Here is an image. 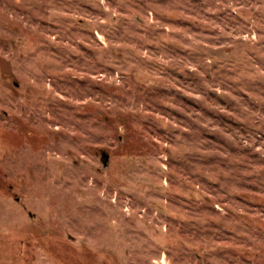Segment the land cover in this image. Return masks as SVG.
<instances>
[{"label": "rangeland", "instance_id": "rangeland-1", "mask_svg": "<svg viewBox=\"0 0 264 264\" xmlns=\"http://www.w3.org/2000/svg\"><path fill=\"white\" fill-rule=\"evenodd\" d=\"M0 264H264V0H0Z\"/></svg>", "mask_w": 264, "mask_h": 264}, {"label": "water", "instance_id": "water-1", "mask_svg": "<svg viewBox=\"0 0 264 264\" xmlns=\"http://www.w3.org/2000/svg\"><path fill=\"white\" fill-rule=\"evenodd\" d=\"M14 83H15L17 86L20 85L19 82L16 81V80H14ZM109 162H110V155H109V153H104L103 166H104V167L109 166Z\"/></svg>", "mask_w": 264, "mask_h": 264}, {"label": "flooded vegetation", "instance_id": "flooded-vegetation-1", "mask_svg": "<svg viewBox=\"0 0 264 264\" xmlns=\"http://www.w3.org/2000/svg\"><path fill=\"white\" fill-rule=\"evenodd\" d=\"M99 155H100V158H101V160L103 161V159H104V153H107V150L105 149L104 150V148H99Z\"/></svg>", "mask_w": 264, "mask_h": 264}]
</instances>
